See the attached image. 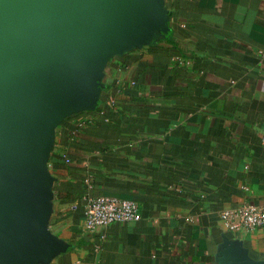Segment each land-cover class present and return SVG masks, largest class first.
I'll return each mask as SVG.
<instances>
[{"label":"crops","instance_id":"crops-1","mask_svg":"<svg viewBox=\"0 0 264 264\" xmlns=\"http://www.w3.org/2000/svg\"><path fill=\"white\" fill-rule=\"evenodd\" d=\"M163 27L103 57L90 107L54 127L39 226L57 244L29 264L264 261V226L220 212L264 206V0H161ZM87 194L140 219L89 231Z\"/></svg>","mask_w":264,"mask_h":264},{"label":"water","instance_id":"water-1","mask_svg":"<svg viewBox=\"0 0 264 264\" xmlns=\"http://www.w3.org/2000/svg\"><path fill=\"white\" fill-rule=\"evenodd\" d=\"M161 0H0V264L58 244L41 231L54 127L90 107L106 55L162 28ZM227 264H264L239 252Z\"/></svg>","mask_w":264,"mask_h":264},{"label":"built area","instance_id":"built-area-1","mask_svg":"<svg viewBox=\"0 0 264 264\" xmlns=\"http://www.w3.org/2000/svg\"><path fill=\"white\" fill-rule=\"evenodd\" d=\"M140 219L136 201L113 195L87 194L84 199V227L92 231L115 223H133ZM225 230L248 232L264 226V206L242 204L220 212Z\"/></svg>","mask_w":264,"mask_h":264}]
</instances>
